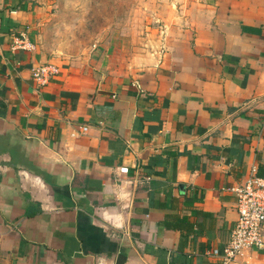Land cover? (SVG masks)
Wrapping results in <instances>:
<instances>
[{
	"label": "crops",
	"instance_id": "crops-1",
	"mask_svg": "<svg viewBox=\"0 0 264 264\" xmlns=\"http://www.w3.org/2000/svg\"><path fill=\"white\" fill-rule=\"evenodd\" d=\"M49 4L0 0V264H222L230 189L264 176V0H186L156 48L72 60Z\"/></svg>",
	"mask_w": 264,
	"mask_h": 264
},
{
	"label": "rangeland",
	"instance_id": "rangeland-1",
	"mask_svg": "<svg viewBox=\"0 0 264 264\" xmlns=\"http://www.w3.org/2000/svg\"><path fill=\"white\" fill-rule=\"evenodd\" d=\"M42 43L54 60L94 48L151 49L163 42L186 0H49Z\"/></svg>",
	"mask_w": 264,
	"mask_h": 264
},
{
	"label": "built area",
	"instance_id": "built-area-1",
	"mask_svg": "<svg viewBox=\"0 0 264 264\" xmlns=\"http://www.w3.org/2000/svg\"><path fill=\"white\" fill-rule=\"evenodd\" d=\"M16 48L31 49L32 45L21 35L13 44V49ZM58 74L59 68L55 63H44L33 67L31 78L41 86ZM85 132L86 127H81L80 133ZM76 135L71 134L72 137ZM230 190L236 198L237 218L223 248L222 264L235 263L251 251H260L264 255V176L250 174ZM257 264H264V261Z\"/></svg>",
	"mask_w": 264,
	"mask_h": 264
}]
</instances>
